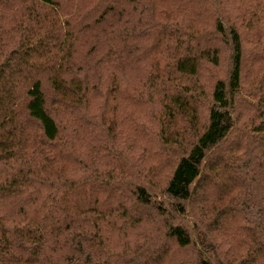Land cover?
Here are the masks:
<instances>
[{"label": "trees", "instance_id": "trees-1", "mask_svg": "<svg viewBox=\"0 0 264 264\" xmlns=\"http://www.w3.org/2000/svg\"><path fill=\"white\" fill-rule=\"evenodd\" d=\"M0 264H264V0H0Z\"/></svg>", "mask_w": 264, "mask_h": 264}, {"label": "rangeland", "instance_id": "rangeland-1", "mask_svg": "<svg viewBox=\"0 0 264 264\" xmlns=\"http://www.w3.org/2000/svg\"><path fill=\"white\" fill-rule=\"evenodd\" d=\"M145 141H147V140L145 139L143 142H145ZM150 143H152L151 147L153 148V150H157L158 143L156 145L155 144L156 141H153L152 139L150 140ZM158 147H159V145H158ZM160 150L162 151V149H160ZM162 154H164V153H162ZM163 156L166 158V154H164ZM158 162L159 161H158L157 157H154V158L152 157L149 164L156 165ZM161 170L162 169H160L159 171L157 170L158 172H160L159 173L160 177H162V174L164 173ZM154 188L156 189V187H154ZM157 222L160 225L161 222L160 221H157ZM159 225H157V223H153L152 221H151V223L150 222H146V223L144 222L143 226H145V228L140 232L139 237H133L130 239V241H131L130 245L133 246L136 244H147L146 240H149L150 237H152V235H154L155 238L156 237L159 238V234H161V229L163 228L162 226H159Z\"/></svg>", "mask_w": 264, "mask_h": 264}]
</instances>
